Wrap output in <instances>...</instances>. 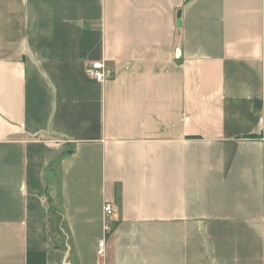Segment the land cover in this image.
<instances>
[{
    "label": "crops",
    "instance_id": "obj_1",
    "mask_svg": "<svg viewBox=\"0 0 264 264\" xmlns=\"http://www.w3.org/2000/svg\"><path fill=\"white\" fill-rule=\"evenodd\" d=\"M68 248L264 264V0H0V264Z\"/></svg>",
    "mask_w": 264,
    "mask_h": 264
},
{
    "label": "built area",
    "instance_id": "obj_2",
    "mask_svg": "<svg viewBox=\"0 0 264 264\" xmlns=\"http://www.w3.org/2000/svg\"><path fill=\"white\" fill-rule=\"evenodd\" d=\"M86 71L91 79L99 83H103L109 80L113 75V71L100 61L89 64L86 68ZM113 212V208L110 204H104L103 213L105 218L111 217L113 215ZM103 230L105 233L109 232L110 228L107 223L104 224ZM105 245L106 241L104 238H102L97 245V254L101 258L105 253Z\"/></svg>",
    "mask_w": 264,
    "mask_h": 264
},
{
    "label": "rangeland",
    "instance_id": "obj_3",
    "mask_svg": "<svg viewBox=\"0 0 264 264\" xmlns=\"http://www.w3.org/2000/svg\"><path fill=\"white\" fill-rule=\"evenodd\" d=\"M58 219H59L58 216H56V215L52 216V220H51V229H52V231H57L56 229H57Z\"/></svg>",
    "mask_w": 264,
    "mask_h": 264
},
{
    "label": "water",
    "instance_id": "obj_4",
    "mask_svg": "<svg viewBox=\"0 0 264 264\" xmlns=\"http://www.w3.org/2000/svg\"><path fill=\"white\" fill-rule=\"evenodd\" d=\"M68 255H69V248H68L67 252L65 253V258H64V261H63L62 264H69V263L66 261Z\"/></svg>",
    "mask_w": 264,
    "mask_h": 264
},
{
    "label": "trees",
    "instance_id": "obj_5",
    "mask_svg": "<svg viewBox=\"0 0 264 264\" xmlns=\"http://www.w3.org/2000/svg\"><path fill=\"white\" fill-rule=\"evenodd\" d=\"M67 153H69L68 151L67 152H65L64 154H67ZM63 154V155H64ZM48 202H51V199L50 198H48Z\"/></svg>",
    "mask_w": 264,
    "mask_h": 264
}]
</instances>
